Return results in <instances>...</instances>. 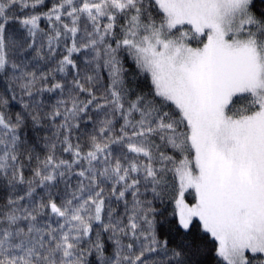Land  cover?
<instances>
[{
	"label": "snow or ice",
	"instance_id": "obj_1",
	"mask_svg": "<svg viewBox=\"0 0 264 264\" xmlns=\"http://www.w3.org/2000/svg\"><path fill=\"white\" fill-rule=\"evenodd\" d=\"M0 264H264V0H0Z\"/></svg>",
	"mask_w": 264,
	"mask_h": 264
}]
</instances>
